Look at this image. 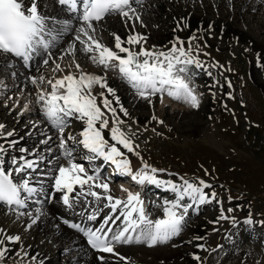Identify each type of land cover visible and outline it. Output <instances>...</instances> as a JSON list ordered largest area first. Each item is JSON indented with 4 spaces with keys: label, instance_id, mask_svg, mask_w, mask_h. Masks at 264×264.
Listing matches in <instances>:
<instances>
[{
    "label": "bare ground",
    "instance_id": "bare-ground-1",
    "mask_svg": "<svg viewBox=\"0 0 264 264\" xmlns=\"http://www.w3.org/2000/svg\"><path fill=\"white\" fill-rule=\"evenodd\" d=\"M54 1L38 0L39 11L43 16L49 18V28L54 33L56 31L63 32L52 49V57L54 59H59L61 55L73 57L67 55L66 50L74 42V37L77 35L76 29L81 26L80 16L76 13L70 16L69 10L60 8L56 4V0ZM24 2L27 5L31 3V0H24ZM132 7L135 9V14H130L131 19L117 14V17L109 21H106L105 17L106 22L104 20L99 22L96 25V38L116 50L114 48L113 34L119 35L122 41H126L130 35L143 36L145 39L141 42V45H123L133 51H138L142 46L148 50L166 52L174 44L179 46L178 41H183L185 49H188L189 45H191L193 56L202 64L200 68L191 67L192 71L195 72L196 83L203 91H209V93L206 91L204 96L208 94L212 96L215 91L218 94L216 93L215 96H212V99L209 100L210 102L205 105L201 118H199L200 116L197 117L196 111L191 109L184 116L175 114L176 117H174L166 111L160 112L157 109L158 96L151 97V103H149L148 100L138 97L135 90L121 79L120 75H118V78H112L105 75V69L104 72L100 70L99 76L105 78L107 86L112 88L115 93L114 95L109 94L106 89H102L99 86H96V89L93 88V94L97 96V104L100 105L107 119L109 118L110 120V126L104 128L102 134L109 143L116 144L130 162L132 153H129L127 149L111 138L110 129L113 126L111 113L103 108L101 103L103 97L99 93L103 92L112 102L111 106L117 110V116L127 125L125 126L123 123L119 125L120 128L131 137L134 144L138 141L139 130L141 129L142 131L147 123L152 128L158 127V129L162 130L161 124L158 126L157 122L163 121L164 125L173 126L176 131L178 128L182 129L183 121L181 119L188 117L190 120L192 119L189 123L199 129L209 125L207 120L213 119L215 107H219L220 99L225 98L230 89L229 74H224L226 68L224 69L221 65L223 61L217 60L216 62L215 58H209L212 52L202 47L198 39H203L209 48L212 46L215 49H229L235 53L244 52L248 56L249 61L253 58L252 62H250L251 74L258 86L264 91V0H133ZM166 14H168V20L165 22L162 16H166ZM136 16L139 19H136ZM65 22H67V30H65ZM81 47L79 42H75L76 52L73 58L79 57L86 60L88 56L80 50ZM45 58H47L45 55L35 54L29 62L30 67H25L23 61L11 57L9 54H0V76L9 72L17 74L19 82L29 86L31 83L27 80L26 75L33 72L36 76ZM67 72L68 70H65L64 74ZM72 74L78 76L79 72L76 70ZM211 90H213L212 94L210 93ZM5 108L6 106L0 103V124L5 125V128L0 132V144H3L6 149L5 153L0 154V158L5 160L4 167L6 169L14 167L11 164L13 157L19 158L23 155L29 160H36L39 157L40 159L37 161L38 167L33 172V180L42 181L45 193H52L55 199L49 201L44 195H41L39 197L40 200H43L41 205L35 203L36 198L34 197L33 200L29 201V207L22 210H30L32 216L25 215L19 218H17L15 212H9L7 207L0 205V228L8 235H19L21 237L20 244H7L10 251L6 253L4 260H0V264H41V262L42 264H221L224 257L227 256L231 257L233 264L264 263V254L260 252V249H254L251 255L249 254L251 251L250 247L240 245L244 240H257L259 238L264 245V234L258 231L254 233L255 228L260 227L262 219L252 215V209L250 210L251 212L248 210L249 205L246 202L241 204L225 200V197H222L224 193L222 187L216 189L213 186L205 191L208 193L216 192V200L203 205H195L190 209L181 233L167 243H158L152 247L145 243H139L137 246L123 243L114 244L115 252L119 256L125 257L124 260H121L118 255L113 253L91 250L83 233L71 228L69 225L75 223L82 228H92L94 230L101 227L104 217L110 214V209L103 208L104 201L97 204L94 198L90 196L87 197V201H91V203H87L85 198L81 197L79 202H73L71 209L63 205L61 201L62 193H54L51 185L56 175V169L61 164H67L68 161L59 162L57 159L58 162L54 166V161L51 158L52 152H49V149L46 148V145L51 140L47 144L42 143L43 139H47L44 136L45 131H47L44 128L45 126L33 122L27 123L20 115L12 114ZM121 109L126 110L128 115H124ZM153 115L156 116V120L152 119ZM72 123L77 124L78 129L71 131V133L66 132L67 134L64 137L67 139L69 135H72L80 139L79 133L86 125L82 121L77 120H73ZM131 124H134L136 128L132 130L133 125ZM97 126L99 127V124ZM11 130L14 134L5 138L4 134L11 132ZM9 141H16V143L12 146ZM72 145L73 141H68V146ZM75 147L81 148V150L79 149L80 155L75 157V162L82 163L80 161L84 160V150L79 145ZM21 148H25L28 151L22 153L20 151ZM104 162L102 158H99L92 163L87 162L84 165L91 173L93 169H99ZM49 166H54V169ZM41 168L44 169L41 170ZM22 175L16 176V179H21ZM100 177L102 180L107 181L102 177V172H100ZM157 177L161 180H171L175 183L182 182V179H177L167 172L157 173ZM190 180L195 182L194 179ZM109 185L110 188H113V185ZM85 187L87 188V186ZM76 190L79 191L78 186H76ZM95 190L98 192L102 191L101 189ZM140 193L144 200L150 198L149 195L152 194L157 196V199L161 202L164 199H174V194L171 191L155 185H147ZM111 194L121 199L126 198V194H121L117 188L111 190ZM71 196H75V192ZM38 207L42 208L45 214L39 216L36 223L29 228L28 225L31 224V220L36 216L35 209ZM210 207L212 210L214 209L213 212L211 210L207 211ZM101 208L103 210L99 211ZM94 211L98 212L97 219L94 221L87 220V215L92 214ZM147 211L151 214L152 219L162 216V210L153 207V204L148 205ZM205 211L207 213L201 214ZM81 212L84 213L83 216L80 215ZM222 212L228 219H219ZM199 214L201 215L198 216ZM68 217L76 218L77 221L71 220L68 221V224H65L64 221L68 220ZM241 217H246L245 220L250 219L254 230L250 228V225L244 226L242 231H238L239 238L237 240L230 239L233 245L227 246L224 239L221 238V234L223 231L224 233L232 231V228L235 227L233 224L236 225L237 221H243ZM122 226V219L114 224L110 222L106 225L105 230L107 228L113 230L108 233V238L110 239ZM261 226L264 227V223H261ZM117 228L118 230H116ZM127 235H130V233ZM136 235L137 233L133 237ZM143 244L146 246H143ZM201 245L203 247H200ZM219 246L224 252L220 255L217 253ZM17 252H20L21 255L17 256ZM25 252L28 253L26 257L23 255ZM216 253L217 255H214ZM254 254L257 255L256 259H253ZM33 256L37 258L35 261L31 259ZM195 256H199L200 260L194 259ZM100 257H103V260ZM242 258H247L248 263H245ZM239 260L241 261L239 262Z\"/></svg>",
    "mask_w": 264,
    "mask_h": 264
},
{
    "label": "snow or ice",
    "instance_id": "snow-or-ice-1",
    "mask_svg": "<svg viewBox=\"0 0 264 264\" xmlns=\"http://www.w3.org/2000/svg\"><path fill=\"white\" fill-rule=\"evenodd\" d=\"M132 2L133 0H60L62 5H67L71 10L81 13L79 17L81 26L76 29L77 35L74 37V42L69 45V49L66 50V54L74 57L75 42H79L82 46L80 50L88 56L92 63L102 66L105 71H117L121 79L149 103H151V97L159 96L162 100L163 95L167 94L174 99L188 103L192 108H197L200 101L196 95L195 86L191 85L195 76L191 66L200 68L202 64L193 56L191 45L185 49L184 42L178 41L179 46L174 44L166 52L152 51L142 46L138 51H133L123 45H141L145 39L143 36L130 35L126 41H122L119 35L113 34L114 48L116 49L113 50L96 38V25L106 16L118 14L131 19L130 14H135ZM48 19L39 11L38 0H31V3L27 5L24 0H0V54H10L20 58L24 61L25 66L29 67L33 56L42 54L47 57L43 59L42 63L48 65L53 60L52 49L59 36L63 34L61 31L54 33L48 26ZM136 19L139 17L136 16ZM65 30H67V22H65ZM63 58V55L59 57V59ZM73 63L79 72L78 76L69 70L59 78L49 79L43 75L27 78L38 89L35 103L40 106V112L45 121L59 133V148L62 149V155L68 161L67 164H61L56 169V175L51 185L53 192L62 193L61 201L69 209L73 207V202H79L81 197H84L87 203H91V201H87L89 196L93 197L97 204L104 201L103 208L110 209V214L104 217L99 228L94 230L82 228L75 223L69 226L83 233L93 249L118 256L114 244L135 242L137 244L146 243L152 247L158 243H167L181 233L189 210L195 205H203L216 200L217 193L206 192L205 190L210 189L211 185L202 179L198 183L183 178L181 183L161 180L157 177V173L165 170L152 167L143 161L142 157H140L142 167L134 171L124 152L116 144L109 143L102 134V130L109 126V119L104 118L105 112L97 104V96L93 94V88L99 86L112 95L115 94L114 90L107 86L104 77L85 73L79 63L75 60ZM69 67L71 68V66ZM64 71L65 69L59 63L54 62L53 72ZM45 83L51 91H44ZM99 95L103 97L101 101L103 108L111 113L112 140L122 145L129 153L140 156V153L135 151L139 145L134 146L131 137L120 128L119 125L125 122L117 116V110L111 106L112 102L103 92ZM24 110H29L28 104L24 105ZM121 111L124 112V115H128L126 110L121 109ZM20 115H23V112ZM152 119L156 120L157 118L153 115ZM73 120L82 121L86 126L79 133L80 139L72 135L65 139V129ZM159 123H163V121H159ZM4 128L5 125L0 124V132ZM13 134V132H7L5 138L11 137ZM51 139L52 137L49 136L42 143L47 144ZM68 141H73V145L68 146ZM15 143L16 141H9L12 146ZM76 145L81 146L84 150L83 158L87 162L92 163L102 158L103 161L110 162L115 166L117 174L129 176L132 181L141 186H160L171 191L174 194V199H164L159 203L153 202V207L162 210V216L152 219L140 192L134 193L122 187L121 191L126 193V198L114 197L111 194L109 183L101 179L98 168L93 169L90 173L84 164L75 162ZM20 151L24 153L28 150L21 148ZM5 152L4 145L0 144V154ZM39 159L37 157L36 160H29L23 155L19 158L13 157L11 164L14 167L6 169L4 167L5 160L0 158V205L6 206L9 212H15L17 218L25 215L32 216L30 210H22L29 207V201L34 197L36 198L35 203L41 205L43 204V200L39 199L41 195H44L49 201L55 199L52 193H45L42 181L33 180V172L38 167ZM21 174H23L21 179L17 180L16 176ZM76 186L79 191L76 190ZM95 189L102 191L98 192ZM73 192H75V196H71ZM102 210V208L99 209V211ZM35 212L36 216L28 225L29 228L36 223L39 216L45 214L40 207L36 208ZM80 215L83 216L84 213L81 212ZM97 215L98 212L94 211L86 218L89 221H94L97 219ZM121 219L123 226L109 239L108 233L113 230L111 228L105 230V226L110 222L114 224ZM219 219H228V217L224 216L222 212ZM64 223L68 224L69 222L65 220ZM245 223H251V220L247 219ZM129 232L137 233V235L135 237L127 235ZM20 243L19 235H8L0 228V260H4L6 253L10 251L7 244ZM20 255V252H17V256ZM23 255L26 257L28 253L25 252ZM21 258L23 259V257ZM119 258L125 259L123 256H119ZM31 259L35 261L37 258L33 256ZM100 259L103 260V257ZM194 259L199 261L200 257L195 256Z\"/></svg>",
    "mask_w": 264,
    "mask_h": 264
},
{
    "label": "rangeland",
    "instance_id": "rangeland-1",
    "mask_svg": "<svg viewBox=\"0 0 264 264\" xmlns=\"http://www.w3.org/2000/svg\"><path fill=\"white\" fill-rule=\"evenodd\" d=\"M53 2L55 1L53 0ZM114 17L117 16L109 15L106 21ZM162 18L163 21L165 20L166 22L168 20V14L162 16ZM106 21L104 20V22ZM198 42L202 47L212 52L209 58H215L216 62L217 60L223 61L224 65L222 63L221 65L224 69L226 68V73L224 72V74H229L230 89L228 94H226L225 98L220 99L219 107H215L213 119L207 120L209 125L203 126L200 129L189 123L192 119L190 120L188 117H186V119L180 118L181 121H183V126L182 129L178 128L176 131L173 126H169L168 124L164 125V123L157 122L158 126L161 124L160 126L163 128L161 130L158 129V127L152 128L147 123L142 131L141 129L139 130L138 141H136L137 143L134 144V146L139 145L135 151L139 152L140 156L134 153L131 154V166L134 171L139 170L142 167L140 159V157H142L143 161L147 162L152 167L165 170L164 172H159L160 174L167 172L177 179H194L197 183L202 179L211 184L213 188L215 187L217 189L222 187L224 192L222 197H225V200L241 204L242 202H246L249 205L248 210L250 211L252 209V215L261 218L262 220H259H261V223H264V91L258 86V83L255 82L251 74L250 62H252L253 58L249 61L248 56H246L244 52H241V54L232 52L229 49H215L212 46L209 48L203 39H198ZM63 57V59L53 58L48 65H40L36 76L43 75L49 79L63 76L65 71L59 73L53 72L54 62L59 63L63 69L74 72L76 71L73 63L74 60L80 64L84 72L94 75H99L101 72H104L102 66L92 63L89 58L83 60L79 57ZM8 66L10 68V64ZM69 66H71V68ZM105 73V75L112 78H118L119 75V73L114 70H108L105 71ZM15 75L9 72L0 76V103H3L6 106L5 109H8L12 114L20 115V113L23 112V115L20 116L24 118L27 123L33 122L45 126H43L47 130L45 131V138L49 136L52 137L51 142L46 145V148L49 149V152H52L51 158L52 161H54V166L56 162H58L57 159L59 162L67 161L62 155V149L59 148V133L51 128L47 121H45L40 112V106L35 103L38 91L37 87L32 84H29V86L21 84L18 80V75ZM31 76L33 77L35 74L32 72V74L26 75V78ZM191 85L195 86L196 95L200 101L197 108H192L188 103L164 94L162 100L158 96V102H156L157 109L160 112L166 111L174 117H176L175 114L184 116V114L190 112L189 110L191 109L196 111L195 114L197 117L200 116L199 118H201L203 108L210 102L209 100L212 99V96H215L217 91H215V94H212L213 90H211L210 93L212 96H209L210 94L204 96V93L206 91L209 93V91H203L196 83L195 77L191 81ZM94 88L96 89L97 87L95 86ZM43 89L46 92L51 91L46 83L43 85ZM138 97L140 96L138 95ZM206 100L207 102L204 103ZM25 104L29 105V110L27 111L24 110ZM104 118H107V116L105 115ZM123 125L127 126L126 123ZM131 125H133V128H131L132 130L136 128L134 124ZM77 126V124L71 123L65 129L64 135L67 134L66 132L71 133V131L77 130ZM126 128L128 129V127ZM153 129H155V131H153ZM79 149L81 150V148L75 147L76 152H74V157L80 155ZM84 163H87L86 160ZM54 166L49 167L54 169ZM42 169L44 168H41V170ZM113 170L114 169H111L108 165L104 168L103 174L104 176L105 173L108 175L106 176L108 178L107 182L114 186L121 185L117 186V190L121 194H124L123 191H121L122 187L134 193L143 190L144 187L132 181L129 176L120 174V176L117 175V177L112 174L110 175ZM155 197L154 195L151 196L148 199L149 203H159L160 201H156ZM211 207L207 209V211L211 210L213 212L214 209L212 210ZM207 211L201 214L204 215ZM241 218H243V221L240 220V222L237 221L236 225L233 224L235 227L232 228V231L226 233H224V231L222 232V237H220L224 239L227 246L233 245L230 239L237 240L239 238L238 231H242L244 226L250 225V228L253 227L251 224L252 222L245 223L246 217ZM71 220L77 221L76 218H69L67 221ZM261 223L259 225L260 227L255 228L254 233L258 231L264 234V227L261 226ZM252 229L254 230V228ZM259 239L244 240L245 242L243 241L242 244H239L241 246L250 247L249 249L251 251L249 254L251 255L253 254L251 252H253L254 249L257 250V248L264 254V245ZM130 245L137 246L138 244L133 243ZM143 246L146 245L143 244ZM218 249L220 250V252L219 250L217 251L219 255L224 253L222 252L223 250H221V246H219ZM217 253L214 255H217ZM254 255L253 259H256L257 255ZM242 260L248 263L247 258H242ZM240 261L241 260H239V262ZM221 264H233L231 257H224Z\"/></svg>",
    "mask_w": 264,
    "mask_h": 264
}]
</instances>
